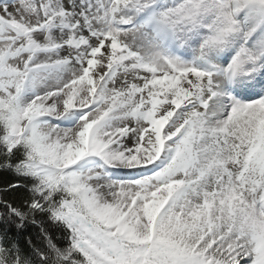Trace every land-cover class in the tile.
Listing matches in <instances>:
<instances>
[{
    "label": "snow or ice",
    "instance_id": "1",
    "mask_svg": "<svg viewBox=\"0 0 264 264\" xmlns=\"http://www.w3.org/2000/svg\"><path fill=\"white\" fill-rule=\"evenodd\" d=\"M0 264H264V0H0Z\"/></svg>",
    "mask_w": 264,
    "mask_h": 264
},
{
    "label": "trees",
    "instance_id": "2",
    "mask_svg": "<svg viewBox=\"0 0 264 264\" xmlns=\"http://www.w3.org/2000/svg\"><path fill=\"white\" fill-rule=\"evenodd\" d=\"M11 179L13 178L10 175H5L4 173L0 172V185H3Z\"/></svg>",
    "mask_w": 264,
    "mask_h": 264
}]
</instances>
